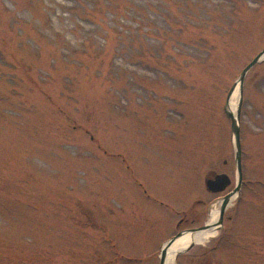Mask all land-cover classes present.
I'll return each instance as SVG.
<instances>
[{"label": "rangeland", "instance_id": "obj_1", "mask_svg": "<svg viewBox=\"0 0 264 264\" xmlns=\"http://www.w3.org/2000/svg\"><path fill=\"white\" fill-rule=\"evenodd\" d=\"M262 50L264 0H0V264H160L236 186L225 105ZM240 127L213 254L264 264V61Z\"/></svg>", "mask_w": 264, "mask_h": 264}, {"label": "water", "instance_id": "obj_2", "mask_svg": "<svg viewBox=\"0 0 264 264\" xmlns=\"http://www.w3.org/2000/svg\"><path fill=\"white\" fill-rule=\"evenodd\" d=\"M264 61V50L260 52L252 61L250 64L246 66V68L242 71L239 80L236 82L234 87L232 88L226 105H225V112L227 116L231 120V130L233 133L234 137V144H235V162L237 166V172H238V179H237V186L236 188L230 192L229 194L225 195L221 200H220V213H219V218H222L224 216L227 208L229 207L232 198L240 192L242 183H243V167H242V144H241V127H240V121H241V111H242V106H243V89H244V82L247 73L257 64L261 63ZM238 88L239 92V101L238 105L236 108V111H233L231 109V98L235 92V90ZM232 180L229 177V175L222 173L216 175L214 178L208 179L206 181V187L209 191L212 193L218 194V193H223L227 190L229 186H231ZM209 226H205L203 228H199L196 230H193L191 232H200L203 230H207ZM185 233L183 234H178L177 236L173 237L171 240H169L165 246L163 247L162 254H161V263L160 264H165L166 263V258L168 255V250L169 248L182 236H184Z\"/></svg>", "mask_w": 264, "mask_h": 264}, {"label": "flooded vegetation", "instance_id": "obj_3", "mask_svg": "<svg viewBox=\"0 0 264 264\" xmlns=\"http://www.w3.org/2000/svg\"><path fill=\"white\" fill-rule=\"evenodd\" d=\"M216 175L212 176V178H214ZM235 189V187L227 192L224 193L222 195L220 194H216L218 195L214 200L215 204L213 207H215L221 197H224L225 195L229 194L230 192H232ZM210 192V191H209ZM226 192V191H225ZM211 194H215L210 192ZM213 200V201H214ZM199 203L202 201H198ZM211 217L212 216H188L187 214L185 216H180V219L176 222L175 224V233L171 236L174 237L178 234H196V233H200V232H214L215 235L207 238L206 241L204 242H192L190 244H188L184 249H186V253L190 252L194 249H196L198 246L199 248H208V250L204 251V252H200L198 254H195L193 257H191L190 259H188L187 261H183L182 264H218V260L215 259L214 254L219 246L220 243L222 241V233L224 230V222L225 219L227 218L225 215L222 216V218H218L216 221L212 222L211 221ZM220 217V216H219ZM205 226H209V228L207 230H203L200 232H191L193 230L199 229V228H203ZM219 233H221V235H219ZM209 244V245H208ZM164 244H162L160 246V249L162 250ZM160 250V251H161ZM160 263H161V258H160Z\"/></svg>", "mask_w": 264, "mask_h": 264}, {"label": "bare ground", "instance_id": "obj_4", "mask_svg": "<svg viewBox=\"0 0 264 264\" xmlns=\"http://www.w3.org/2000/svg\"><path fill=\"white\" fill-rule=\"evenodd\" d=\"M236 96H238V88L235 90L232 98H236ZM231 109L233 111H235L236 109V105L234 104V102L231 103ZM236 198V196L233 198V200ZM219 205L217 206V208H213L212 212H211V221L214 222L219 218ZM215 233L212 232H200V233H196V234H185L184 236H182L180 239H178L170 248H169V252L166 258V263L165 264H175V258L179 255L180 252L183 251V249L190 243L192 242H204L206 241L207 238H210L212 236H214ZM162 254V253H161ZM160 254V256H161Z\"/></svg>", "mask_w": 264, "mask_h": 264}]
</instances>
